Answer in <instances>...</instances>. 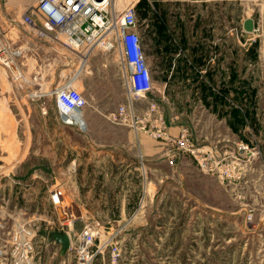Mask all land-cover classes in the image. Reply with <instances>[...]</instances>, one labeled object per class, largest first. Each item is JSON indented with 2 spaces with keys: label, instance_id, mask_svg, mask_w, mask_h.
I'll return each instance as SVG.
<instances>
[{
  "label": "rangeland",
  "instance_id": "obj_1",
  "mask_svg": "<svg viewBox=\"0 0 264 264\" xmlns=\"http://www.w3.org/2000/svg\"><path fill=\"white\" fill-rule=\"evenodd\" d=\"M32 4L0 0V28L14 27L2 39L31 41ZM201 9L137 13L153 88L131 106L103 48L53 41L57 82L24 91L0 65V264H264V0ZM68 84L93 115L85 129L52 93ZM57 233L71 237L64 255Z\"/></svg>",
  "mask_w": 264,
  "mask_h": 264
},
{
  "label": "built area",
  "instance_id": "obj_2",
  "mask_svg": "<svg viewBox=\"0 0 264 264\" xmlns=\"http://www.w3.org/2000/svg\"><path fill=\"white\" fill-rule=\"evenodd\" d=\"M116 5V0H34L29 14L22 17L21 23L31 33L28 35L40 40H58L76 51L85 48L91 52L99 47L116 54L118 73L131 106L134 99L152 90L153 83L144 58L136 7L127 4L119 11ZM11 25L15 26L14 22ZM7 34L8 31L1 27L0 35L5 37ZM4 37L2 39L0 36V65L11 73L19 86L24 83L36 84L40 79L39 74L31 79L24 75L26 48ZM53 94L59 106L64 108L63 121L78 125L79 119L84 118L83 109L87 104L82 92L68 84L57 86ZM126 112V107L121 106L118 113L122 121L126 120ZM113 118L118 117L114 115ZM60 198L59 192L54 191L52 204L60 206ZM92 234L90 231L85 235Z\"/></svg>",
  "mask_w": 264,
  "mask_h": 264
},
{
  "label": "crops",
  "instance_id": "obj_3",
  "mask_svg": "<svg viewBox=\"0 0 264 264\" xmlns=\"http://www.w3.org/2000/svg\"><path fill=\"white\" fill-rule=\"evenodd\" d=\"M23 1V0H22ZM26 1V0H24ZM225 2V5H227L228 0H221ZM31 3H34V0H30ZM164 3H166L167 5L169 4V6H174V5H182V11H188L189 15L193 18V20H196L200 14H201V8H202V0H129V5H135L137 13L141 15V11L142 9L146 6V7H152L154 5H161V7H163ZM117 9L119 11H122L124 9V5H120L116 6ZM149 19V18H147ZM3 28H5L8 33H13V29L14 27H10L8 29V25L5 27L2 26ZM32 38L31 41H25L26 37L24 35V33L21 36H17L15 40V42L19 45L24 46L26 49L24 51V57L25 59L23 60V63L25 64L24 66V75L26 76V78L31 79V77L33 75L39 74L41 75L39 81H37L36 84H31L34 85L35 87L40 85L41 83L44 82H50L52 84L56 83V79L52 80L53 77H56V73H57V60L56 58L52 57V52H57V45L56 43H52L53 41L50 40H40L36 37H34L33 35H31ZM29 37V36H28ZM28 39V38H27ZM97 51L92 52L93 54L91 55V58L87 61V67L88 68H94L95 66V59H94V54ZM57 55V54H56ZM65 59H68V55L65 54ZM104 66H106L104 64ZM30 68H33L32 71H29ZM47 74V80L45 81L44 79H42L43 75ZM54 74V76H53ZM91 73H89L88 77H95V74H92V76L90 75ZM44 75V76H45ZM116 77H117V72H116ZM29 84L24 83L23 86H20L19 89H21L22 91L24 90H28L29 87L27 86ZM31 89V88H30ZM106 93L107 92H102L101 95V99H105L106 98ZM36 95V96H35ZM26 96V95H24ZM45 96V94H43L42 92H40L39 89V93L36 94H29L28 98L29 99H36V109L39 110L41 112V99ZM21 113V112H20ZM92 114L90 113V111L88 110L86 113L83 112V117L87 123V120L90 123V120L92 118Z\"/></svg>",
  "mask_w": 264,
  "mask_h": 264
},
{
  "label": "water",
  "instance_id": "obj_4",
  "mask_svg": "<svg viewBox=\"0 0 264 264\" xmlns=\"http://www.w3.org/2000/svg\"><path fill=\"white\" fill-rule=\"evenodd\" d=\"M244 28L248 32H253L255 29V21L252 18H247L244 21ZM53 237L61 243V255H64L70 247V237L68 234H53Z\"/></svg>",
  "mask_w": 264,
  "mask_h": 264
},
{
  "label": "bare ground",
  "instance_id": "obj_5",
  "mask_svg": "<svg viewBox=\"0 0 264 264\" xmlns=\"http://www.w3.org/2000/svg\"><path fill=\"white\" fill-rule=\"evenodd\" d=\"M49 93H50V92H49ZM52 93H53V92H52ZM35 96H36V95H35ZM80 115H81V112H80ZM78 125H80L83 129L87 128V123H86V121H85L84 118L79 119ZM93 229H94V228H91L92 231H94ZM69 237H70V236H69ZM70 241H71V238H70ZM70 243H71V242H70Z\"/></svg>",
  "mask_w": 264,
  "mask_h": 264
}]
</instances>
